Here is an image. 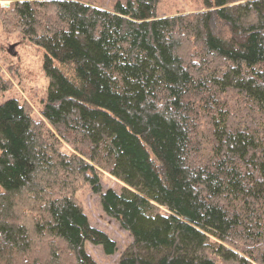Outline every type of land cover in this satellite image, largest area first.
<instances>
[{
  "label": "trees",
  "instance_id": "obj_1",
  "mask_svg": "<svg viewBox=\"0 0 264 264\" xmlns=\"http://www.w3.org/2000/svg\"><path fill=\"white\" fill-rule=\"evenodd\" d=\"M1 1L44 50L49 85L43 120L0 105V264H64L54 242L39 258L46 237L76 264H97L86 242L114 254L74 196L84 182L132 237L119 264H264V0L167 17L159 0ZM22 199L39 212L28 225Z\"/></svg>",
  "mask_w": 264,
  "mask_h": 264
},
{
  "label": "rangeland",
  "instance_id": "obj_2",
  "mask_svg": "<svg viewBox=\"0 0 264 264\" xmlns=\"http://www.w3.org/2000/svg\"><path fill=\"white\" fill-rule=\"evenodd\" d=\"M78 1L111 11L114 9L116 3H127V0ZM0 4L8 8L11 6L12 1H1ZM203 10L204 5L202 0H159L157 17L189 14ZM7 26V24H4L3 19L0 18V69L4 78L9 80L11 85L7 92L0 94V105L7 100L17 99L22 104H26L29 107L33 117L38 120H43L42 111L49 85V79L46 77L43 70L45 52L42 48L26 39L20 32L12 31ZM216 28L219 30L217 25ZM64 70L67 71V69ZM64 150L72 152L73 149L65 145ZM100 180L104 192L113 189L119 193L125 186L122 181L104 170L101 171ZM2 192L3 188L0 186V194ZM74 196L82 205L91 226L107 233L118 245V249L114 254L107 255L102 246L86 242L85 246L87 253L91 255L97 264H119L122 255L132 243L131 235L118 221L105 213L101 204L100 195L94 193L89 183L84 182L80 184ZM27 199L28 197L24 198V200ZM21 203L23 204L21 205ZM30 203L36 205L34 200ZM32 207L33 206H26L23 199L22 201L20 200V205L16 208L15 214L17 220L19 219V223L28 225L31 223L32 217L37 218L39 212H33L34 209H32ZM39 207L40 206H38V209ZM43 241L44 242L39 244L35 249L39 254V258H44L41 256L44 255V250H48L47 244L49 245L50 242H54L61 248L64 264H76L71 254H69L58 241L49 239L48 237L43 239ZM33 256L38 257V255ZM15 258V264H21L19 262L21 257L16 256Z\"/></svg>",
  "mask_w": 264,
  "mask_h": 264
}]
</instances>
